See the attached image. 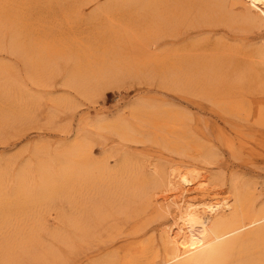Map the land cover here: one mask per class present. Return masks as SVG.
<instances>
[{
    "label": "rangeland",
    "instance_id": "obj_1",
    "mask_svg": "<svg viewBox=\"0 0 264 264\" xmlns=\"http://www.w3.org/2000/svg\"><path fill=\"white\" fill-rule=\"evenodd\" d=\"M166 1L0 0V171H3L2 174L5 172L4 176L0 173L3 179L1 184L11 189L16 175L24 167L34 168L45 155L60 151L74 142L88 144L91 147L89 160L106 163V167L112 170L118 169L112 178L119 179L105 181L99 187L93 185L85 191L84 194H91L93 190L97 193V188L102 186L116 200L98 220L93 232L84 236L78 234L69 221L73 214L78 213L75 205L81 200L80 193H72L71 203L63 197L51 200L46 205L49 210L43 211L38 219V205L21 210L22 204L14 198H0V264H4V257L10 255L18 257V261H14H17L16 264H41L39 261L32 262L31 256L33 253L38 258L46 249L54 257L44 264H95L111 253L119 262L128 247L144 241L149 250L154 251L160 245V230L165 227L167 219L139 211L135 203L130 202L129 206L123 208L122 203L127 201L130 194L123 192L126 191L123 185L133 183L129 190L132 192L141 185L151 184L158 175L164 177L174 167H195L215 174L220 172L221 175L214 178L212 184L220 192L219 197L230 191L231 176L246 179L255 190L256 201L260 203L264 200V115L259 117V113L234 110L231 113L216 96L202 95L201 86L179 85L172 73L176 51L185 57L190 52L191 55H198L203 47L210 51V48L217 46L218 52H222L220 48L224 46L221 59L227 58L223 63L227 81L230 82L226 81L225 85L235 94L240 91L242 96L237 95L238 98L245 99V105L254 109L256 101L251 103L250 98H264V94L256 85L253 74L257 71L254 72L253 67L248 65L247 55L251 49L249 45L253 46L260 35H264V26L258 27L260 30L255 26L245 28L238 21L218 16L216 12L198 18L193 9L187 12V17H176L173 4L186 0ZM155 4L162 5L158 8ZM167 6H170V12ZM173 17L178 19L174 20ZM179 18L185 19V26V21ZM168 19H173L179 25ZM150 20L151 26L147 23ZM180 20L182 23L184 21V27ZM167 22L174 23V26L170 24L167 30ZM234 23L238 26L232 25ZM170 32H174V36ZM205 37L214 43H209ZM192 38L195 40L192 41ZM202 41L208 43L205 45ZM233 45L237 46L236 49L244 47L245 51L240 50L239 54L237 50L236 53ZM187 50H190L189 53ZM167 53L171 64L167 62L168 69L163 70L159 68L162 65L158 60ZM225 54L228 56L224 57ZM232 56L242 61L236 57L234 61ZM232 63L234 65L230 66ZM239 72L241 75L243 73L242 77H239ZM247 81L251 85H245ZM231 83L234 84L231 86ZM240 87H243L242 92ZM158 120L162 121L161 128ZM111 124L116 129L112 130L114 126ZM117 129L120 130L118 133ZM40 151H45V154ZM151 169L157 172L152 173ZM118 197L121 199L117 200ZM209 199L207 196L204 200ZM149 215L150 222L145 223ZM59 233L63 235L62 238ZM29 241H33L34 246L29 247ZM162 260L158 264H164Z\"/></svg>",
    "mask_w": 264,
    "mask_h": 264
},
{
    "label": "bare ground",
    "instance_id": "obj_2",
    "mask_svg": "<svg viewBox=\"0 0 264 264\" xmlns=\"http://www.w3.org/2000/svg\"><path fill=\"white\" fill-rule=\"evenodd\" d=\"M157 2H158V0H157ZM160 2H161V0L158 3H160ZM162 2H163V0H162ZM165 2H167V1L165 0ZM169 2L172 3V1H170V0H169ZM139 3H140V0H139ZM147 3H149V1ZM152 3L150 4L151 6H153V4H154V3L153 4ZM150 5H148V7ZM160 5H162V4H160ZM160 5H158V8L160 7ZM173 5H174L175 10L177 12V13L176 12L174 13L176 15V17L182 16V15L187 17V15H186L187 12L189 13V11L191 9H193V11L194 10L196 11L195 16L197 14L198 18L200 16L207 17V15H210L209 13H212V12L215 13L216 12V13H218L217 14L218 16L219 15L223 16L224 18L229 19L231 21H238L240 24L245 25V28H246V26H255L257 28L264 26V0H186L185 2L183 1V3L176 2ZM142 6L144 8V5H142ZM169 7L167 6V10H169ZM154 8H155V6H154ZM145 9H146V7H145ZM145 9H143V11ZM160 9H162V8H160ZM151 10H152V8H151ZM156 11H157V9H156ZM161 11L162 10H160V12ZM169 12H170V10H169ZM171 12H172V9H171ZM163 14H165V13H163ZM174 14H172V16H175ZM217 15L215 17H217ZM166 16H168V14ZM211 16H212V14H211ZM186 17H185V19H186ZM168 18H170V17H168ZM148 19H151V17L150 18L148 17ZM166 19H167V17H166ZM177 19L174 18V20H177ZM179 19H183V18H179ZM185 19H183V20L185 21ZM187 19H186V21H187ZM208 19H210V18L208 17ZM170 20H173V19H170ZM199 20L201 21V19H199ZM159 21H160V19H159ZM181 21L182 20H180V22ZM184 21H183V23H184ZM186 21H185L184 26L188 22V21L187 22ZM197 21L198 20L196 17V22ZM211 21H213V20H211ZM214 21H216V20H214ZM147 23H148V25H150L149 23H151V20H150V22H147ZM168 23L169 22H167V24ZM174 23L177 24L178 22L176 23V21H174ZM174 23H169L167 26V30ZM183 23L181 22L182 26H183ZM202 23H203V21H202ZM239 23H237V24H239ZM157 24H159V23L157 22ZM177 25H179V24H177ZM226 25H227V23H226ZM232 25H235V23ZM235 26H238V25H235ZM148 28H150V27L148 26ZM163 28L165 29L166 27L163 26ZM145 29H146V31H148L147 27H145ZM174 29H176V27ZM167 30H166V32H167ZM148 32H150V30ZM176 32L177 31H175V33ZM16 33H18V32H16ZM144 33H147V32H144ZM173 33H171V35ZM165 34L166 33H163V35H165ZM173 36H174V34H173ZM17 37H19V36H17ZM74 38H75V36H74ZM199 38H201V37H199ZM205 38L207 39V37H205ZM240 39H243V38H240ZM19 40H20V38H19ZM191 40L194 41L195 39L193 40V38H192ZM208 41H209V43H211L213 40L211 41V39H210ZM223 42H225V41H223ZM195 43H196V41H195ZM203 43H205V42H203ZM207 43H205V45ZM212 43H214V41ZM240 43H242V42H240ZM196 44H194V45H196ZM230 44L231 43H229V45ZM61 45H62V43H61ZM226 45H227V43H225V46ZM245 45L246 44H244V46ZM249 46H251V49L249 48ZM249 46L246 45V48L248 50L250 49V51L248 52L249 54L247 55V57H248L247 63H250L248 65H250L251 68L253 67V69L255 70V71L253 70L254 72L257 71L255 74H253V75H255L254 76L255 81L257 82L256 85L259 86L262 94H264V35H260L259 40L253 46L252 45H249ZM182 47H184V46H182ZM223 47L220 48V49H222L221 50L222 52H223V49L225 48V47L224 48ZM235 47H237V46L233 45V48L231 46L232 49H236ZM241 47H243V46H241ZM172 48L176 49L175 47H172ZM218 48H219V45H218ZM169 49H171V48H169ZM201 49H202L201 52L199 51V53H197L198 55H193V54L191 55V52H190V54H188V55L185 54L186 55L185 57H184V55H182L183 53L179 54V53H177V51L175 52L177 54V58L176 57L174 58L172 56L174 58L172 60V73H173V76H174L176 82L179 85H183V86H184V84L191 85V87H192V85H193V87L194 86H201L202 95L204 94V95L216 96L217 98H219V102L221 104H224L225 106H227V108L230 111L231 110H234L236 112H242L243 111V113H249V114L259 113L260 115L257 114L259 117H261V115H264V105H262V104H264V102H261L262 100H264V98L260 97V99L259 98L256 99V97L252 96L250 98L251 103L256 101V105L254 106V109H253L252 106L249 107V106H246L247 104L245 105V103H244L245 99L243 101L242 98L241 99L238 98V96H242V95H240L241 94L240 91H238L239 93L237 92V94H235L236 92L234 93L229 87H227L225 85V83L227 81V74L224 71L225 68H224L223 61L224 60L227 61V58L221 59V55L223 57V53L218 52L217 46L215 47L216 50L213 47L210 48V51L204 47ZM220 49H219V51H220ZM162 50H163V48H162ZM226 50H228L227 47H226ZM237 50H239V52H240V50H242V52L245 51L244 47H243V49L237 48L235 50L236 53H238ZM189 51H188V53H189ZM185 52H186V50H185ZM232 52H234V51H232ZM29 53H31V52H29ZM164 53H166V52H164ZM192 53H194V51ZM239 54H241V52ZM168 55H169V53L164 54L158 60L161 63L160 66L162 65V67H159L160 69L161 68H163V70L168 69V66H169L167 64V62L169 60ZM233 55H235V54H233ZM154 56L155 55H153V57ZM170 56H169V58H170ZM174 56H176V55H174ZM227 56L228 55L225 54L224 57H227ZM229 56H231V53L229 54ZM234 57H236V58H238V60H240V58H239L240 55H239V57L232 56V60L236 61V59H233ZM146 59H148V58H146ZM153 59L155 61L156 58L154 57ZM232 60H231V62H232ZM241 61H242V59L240 60V62ZM240 62H239V64H241ZM168 63L171 64V62H168ZM245 63L246 62H244V64ZM233 65H234L233 63H232V65L230 64V66H233ZM248 65H246L247 67L245 66L246 67L245 69H247V70H248ZM230 66H229V68H230ZM240 66H241V68L243 67L242 64ZM240 66H238V67L240 68ZM238 67L236 66V68H238ZM229 71L230 70H228V72ZM242 71L244 73V68ZM249 71H250V68H249ZM234 73H235V71H234ZM236 73H238V71H236ZM243 73H242V75H243ZM167 74L168 73H166V76H167ZM239 74H240V76L239 75L238 76L242 77L240 72H239ZM249 75H250V72H249L248 76ZM228 76H230V75H228ZM239 77H237V78L239 79ZM228 79L231 80V78H228ZM252 79L254 80V78H252ZM252 79H250V80L253 81ZM244 80L242 82H244ZM228 83H230V82H228ZM240 83H239V85H240ZM233 84L231 83V86ZM246 84H249L248 81L245 83V85ZM249 85H251V84H249ZM236 88H238V87H236ZM247 89H249V88H247ZM249 90H251V89H249ZM242 91H243V89L241 90V92ZM245 91H244V93H246ZM246 94H248V93H246ZM245 98H246V96H245ZM221 107H223V106H221ZM231 113H233V112L231 111ZM166 117H168V116H166ZM166 119H168V118H166ZM164 121H165V119H164ZM159 122H160L159 127L161 128V124H162L161 122L162 121H159ZM166 122H167V120H166ZM118 123H119V121H118ZM116 124H117V122H116ZM156 124L157 123H155L154 126ZM170 124H172V123H170ZM107 125H109V124H107ZM98 126H101V125H98ZM98 126H97V128H98ZM112 126H114V125H112ZM101 127H103V126H101ZM114 127H112L111 129L112 130L116 129V126H114ZM123 127L125 129L124 125H123ZM157 127H158V125H157ZM108 128H110V126ZM117 128H119V127H117ZM99 129L101 130L100 127H99ZM120 129H122V128H120ZM157 129H159V128H157ZM117 130H115V131H117ZM119 131L120 130H118L117 133ZM136 131H137V129H136ZM136 131H134V132H136ZM121 132H123V131H121ZM128 133L129 132L123 133V134H128ZM154 133H157V132H155V130H154ZM133 137H135V136H133ZM124 138H125V136H124ZM126 138H127V136H126ZM87 139L90 140V138H87ZM93 144H92V146H93ZM65 145H67V144H65ZM90 148L91 147L88 144H85L83 142H74V143L68 144L67 146L63 147V149L60 148L61 149L60 151L56 150L53 153L49 152L50 154L45 155L44 158L41 159V161H39V163H37V164L34 163L35 164L34 168L27 169L24 167L23 170L20 168L19 170H22V172H20L18 175H16V179L14 180V183L12 182L13 184L11 185V189L10 188L6 189V186H3L1 184L3 179L0 178V198H3V199H7V198H11V197L14 198L16 200V202H20L22 204L23 209L21 208V210H24V208L28 209L32 206L34 207L35 205H38L39 208L37 207V209H36L37 215H36V211H35V215L37 216V219H38V217L40 216L41 213H43V211L47 212L49 210L48 209L49 207H46V205L49 204V202L51 200H54L55 198L63 197V198H67L71 203V200L73 198L72 193H76V194L80 193L81 200L79 201L78 204L75 205V207H76L75 209L78 213L73 214L72 217L69 218V221L78 230L77 231L78 234L80 233L83 236L91 234L93 232L96 224L98 223V220L103 218L106 210H108L111 207V203L116 199L111 198L112 196H110V192H107L108 190L103 189L102 186L99 189L97 188V190H98L97 193H95L96 191L94 192V190H93L91 194L89 192H87V194H84L85 191H87L89 189V187H92L93 185H96L99 187L105 181H110L112 179L119 181V179L117 177L112 178V177H114L113 175L116 176L118 169L112 170V169H109L106 167V163H102V162L97 161V160L91 162L89 160ZM207 154H208V152H207ZM125 163H126V161H125ZM28 164H31V163H28ZM0 165H1V163H0ZM152 165H153V163H152ZM154 165H155V163H154ZM26 166L28 167V165H26ZM123 166H124V164H123ZM153 168H154V166L152 167V169ZM152 169H151V171H152ZM156 170H158L157 167H156ZM156 170L152 171V173L157 172ZM122 171H123V169H122ZM125 171H126V169H125ZM2 172L0 171L1 174H2ZM3 174L5 175V172ZM2 175H1V177H2ZM150 175H152V174H150ZM220 175H221L220 172H218L217 174L206 173L205 171L198 170L195 167H192V168H187V167L186 168H177V167L175 168L174 167V168H171L166 173L165 176L163 175L164 177L161 176L162 177L161 178L158 175L154 178V181L152 180L153 182H151V184L147 183L148 185H141L139 188L134 189L132 192L129 190L132 188V186L134 184L129 183L130 184L129 185L126 182L123 185L124 186L123 188L126 191H123V192L124 193L129 192L130 194L128 195L129 198L126 199L127 201L122 203L123 208L129 206V204L131 202V204L135 203L140 208L139 211H146V212L151 213V215L158 216V217L159 216H162V217L165 216L166 217L167 223L165 224V227L160 230V233H161L160 234V240H159L160 245L154 251H150L148 246H147L148 244L147 243L144 244L145 241L141 240L144 242L143 243L139 242L135 245L133 244L131 247H128L129 249H127L126 253L122 256L121 259H119V262L116 261L115 256H112L113 253H111V254L108 253L110 255L106 258H103V260L97 256V258H99V260H102V261H97L96 263L94 261V263L95 264H158V262L163 259L162 262L164 264H264V200H262L260 203H258L257 202L258 200L256 201L257 198H256L255 190H254L253 186L250 185L251 183L249 181H247L246 179L243 180L240 177H237L235 175L230 177V184H231L230 191L219 197L220 192L218 190L214 189L212 187V184H213L214 178H217ZM117 176H119V175H117ZM143 176H145V175H143ZM8 178H9V176H8ZM137 178H138V175H137ZM1 179H2V181H1ZM134 180H135V178H134ZM10 182L11 181H9V183ZM130 182H131V180H130ZM113 184H114V182H113ZM115 185H117V184H115ZM128 186H129V188H127ZM122 196H124V195H122ZM207 196H209L210 199L204 200L205 197H207ZM257 196H258V194H257ZM119 197L117 200L121 199ZM3 199H1V200H3ZM11 200H13V199H11ZM14 205L15 204H13V206ZM17 207H18V205H17ZM169 208H170V212H169ZM12 209H13V207H12ZM44 209H46V210H44ZM17 211H18V209H17ZM13 213H15V212L13 211ZM19 214H21V213H19ZM106 214H108V213H106ZM139 216H140V213H139ZM149 217H150V215L148 216L147 221H146V217H145V220H144V221H146L145 223H147L151 219V217H150V219H149ZM130 218H131V216H130ZM131 220H132V218H131ZM38 223H39V221H38ZM38 223H37V225H39ZM143 225H145V224L143 223ZM41 226H43V225L41 224ZM135 231H137V230H135ZM73 232H74V229H73ZM30 234H31V232H30ZM59 235L62 238L63 235H61L60 233H59ZM151 235L153 238L155 237V236H153L154 235L153 233ZM147 237H146V239L149 238V237L148 238ZM8 239H7V241H9ZM146 242H148V241H146ZM8 244H9V242H8ZM27 244L29 247L34 246L33 241H29ZM152 245H154V244H152ZM99 246H101V245H99ZM44 252H46V253H44ZM44 252H43V254H39L38 258L36 255H33V253H32V256H31L32 260L31 261L32 262L39 261V262H41V264H44L47 262L46 260H48L49 258L53 259L54 255L52 252H50L47 249ZM104 254H106V252ZM103 255H101V256H103ZM11 256L12 255H10V257L7 256L6 258L4 257V261L2 259L4 264H16V262L18 261V259H17L18 257L16 255H14V257H11ZM15 259H17V261L14 263ZM19 259H21V258H19ZM56 259H58V258L56 257ZM23 261L24 260H22V263H23ZM31 261H29V262H31ZM19 262H21V261H19ZM91 264H93V263L91 262Z\"/></svg>",
    "mask_w": 264,
    "mask_h": 264
}]
</instances>
